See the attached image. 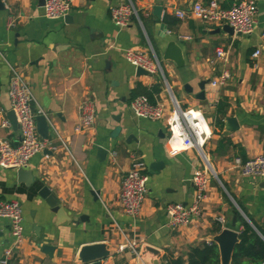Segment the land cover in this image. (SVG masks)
Segmentation results:
<instances>
[{
  "label": "crops",
  "instance_id": "1",
  "mask_svg": "<svg viewBox=\"0 0 264 264\" xmlns=\"http://www.w3.org/2000/svg\"><path fill=\"white\" fill-rule=\"evenodd\" d=\"M69 1L70 23L47 18L38 0H4L0 10V138L14 145L19 139L18 128L1 126L16 69L31 88L34 111L45 116V123L36 121L37 133L51 143L32 156L25 168L31 175L23 180L17 169L0 167V200H17L22 209L23 241L10 264H82L80 247L97 242L110 250L99 264H151L156 257L144 251L146 246L159 250L160 263L164 255L185 257L191 245L211 240L215 226L240 229L235 203L251 223L261 225L264 178L242 176L232 160L264 152V0H255L256 26L248 35H230L223 24L175 14L203 0H132L141 24L133 19L125 27L110 17V7L120 0ZM221 1L225 6L231 2ZM171 40L182 51V66L162 59ZM217 47L225 57L216 56ZM150 48L162 73L135 76L124 50L151 55ZM224 70L229 79L212 86ZM136 83L158 86L155 103L169 107L167 84L182 107L200 111L211 130L205 152L213 174H208L202 214L180 228L167 224L165 205L194 199L192 175L203 161L170 135L164 121L132 115L128 105ZM86 98L94 102L95 120L76 131L78 107ZM226 117L238 123L228 134ZM98 146L106 155L98 153ZM133 161L142 162L148 176L136 218L126 215L118 201L121 180ZM44 188L56 198L57 212L41 195ZM133 237L141 244L136 257L127 248L118 249ZM8 240L9 223L0 218V258ZM45 245L52 250H44Z\"/></svg>",
  "mask_w": 264,
  "mask_h": 264
},
{
  "label": "built area",
  "instance_id": "2",
  "mask_svg": "<svg viewBox=\"0 0 264 264\" xmlns=\"http://www.w3.org/2000/svg\"><path fill=\"white\" fill-rule=\"evenodd\" d=\"M71 11L69 0H44L43 13L47 18H60ZM257 6L255 0H231L228 5H223L221 0H203L192 4L189 11L177 10L179 18L190 15L210 25L228 24L235 34H251L256 26ZM110 17L117 27L127 26L133 19L140 24L138 11L132 0H120L110 7ZM151 55L142 51L126 49L123 57L134 67H141L151 74L157 71L162 73L159 60L152 48ZM218 57H225L226 52L222 47L215 49ZM258 51L253 53L256 56ZM230 74L224 70L217 75L211 85L222 86L229 79ZM166 88L170 96V106L162 103H151L145 95H138L130 100L129 110L133 116L152 121H164L172 137L184 149H193L203 161L192 175L195 189L194 199L190 203H168L165 205L167 224L171 228H180L188 225L194 218L202 214V203L206 196L208 174L212 173L209 158L205 152V145L211 136V130L206 124L200 111L184 108L175 99L169 86ZM10 107L18 125L19 139L17 144H12L6 138H0V167L3 169H25L34 154L46 147H51L48 139H41L37 133L33 109V94L28 82L16 69H12L8 90ZM79 121L75 126L76 131L90 128L95 120V105L91 99H84L79 107ZM4 128H10L8 119L1 123ZM232 164L242 176L264 178V152L254 157L243 160L236 156ZM148 176L144 164L133 161L130 168L123 176L120 185L118 201L123 212L132 217H138L147 193ZM0 218L9 223V240L3 248L0 264H10L17 249L23 241L22 209L17 200H0ZM223 222L222 218H218ZM140 240L133 237L124 244L119 245L120 251L127 248L135 257L139 255ZM44 264V263H40ZM260 264H264V260Z\"/></svg>",
  "mask_w": 264,
  "mask_h": 264
},
{
  "label": "water",
  "instance_id": "3",
  "mask_svg": "<svg viewBox=\"0 0 264 264\" xmlns=\"http://www.w3.org/2000/svg\"><path fill=\"white\" fill-rule=\"evenodd\" d=\"M38 2L43 5L44 0H38ZM5 8L4 0H0V10ZM64 21L67 23L72 22V16L70 14H66L63 16ZM161 29L164 28V23L160 24ZM221 29L232 35L234 33L233 28L229 26L228 24H223ZM219 30V29H218ZM162 59L164 60H170L173 61L176 65L182 66L184 61L182 57V51L179 47V45L171 40L168 41L164 47L163 53H162ZM134 74L135 76H151V73L142 69L141 67H135L134 68ZM204 84L205 81H201L199 83V89L200 92L198 93L199 97H203L204 95ZM7 119L9 120L11 126L13 129L18 128L15 115L12 110H8L7 112ZM35 120L39 123H45V116L44 115H36ZM225 124V131L224 134H228L230 132H233L237 130L238 123L234 117H226L224 119ZM38 132L40 134L43 133L42 129H39ZM98 153H101L102 156L106 155V150L97 147ZM17 175L19 180H23L24 178H27L31 175L29 171H26L25 169H17ZM41 195L46 199V202L51 208V211L57 212L59 209L58 202L56 201V198L50 195V193L47 191L46 188L43 189L41 192ZM236 208L238 209L239 213L246 219V221L252 226V228L260 235L257 228L250 222V220L246 217V215L242 212V210L238 207V205L235 203ZM236 220V217H234V222ZM234 224V223H233ZM238 235L239 232L235 231L231 228L225 227L222 228L221 231L215 235L212 236L211 241L215 242L218 251H219V258H220V264H231V257L232 252L235 248V245L238 242ZM44 250H52V247L45 245ZM144 251L149 252L153 254L156 258L151 261V264H161L159 262L160 259V252L159 250L146 246L144 248ZM110 250L108 248V245L104 242H97V243H91L86 244L80 247L78 252V259L82 264H99L101 260L109 257Z\"/></svg>",
  "mask_w": 264,
  "mask_h": 264
},
{
  "label": "trees",
  "instance_id": "4",
  "mask_svg": "<svg viewBox=\"0 0 264 264\" xmlns=\"http://www.w3.org/2000/svg\"><path fill=\"white\" fill-rule=\"evenodd\" d=\"M138 14L142 20V15L139 12ZM163 21L167 22V17H164ZM157 92L156 85L147 87L136 83L130 90V100L138 95H145L151 103H155L154 95ZM218 112L223 114V109L218 108ZM241 157L243 160L246 159L244 156ZM234 213L240 222V229L238 242L232 252L231 264H260L264 260V220L261 225L252 222L259 231V235L237 210H234ZM220 231V225L213 228L215 234ZM161 264H220L218 247L211 240L201 241L191 245L185 257L164 255Z\"/></svg>",
  "mask_w": 264,
  "mask_h": 264
}]
</instances>
